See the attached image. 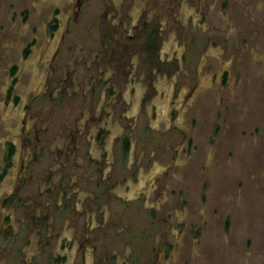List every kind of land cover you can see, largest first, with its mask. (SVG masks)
I'll return each mask as SVG.
<instances>
[{
    "label": "rangeland",
    "instance_id": "374dc122",
    "mask_svg": "<svg viewBox=\"0 0 264 264\" xmlns=\"http://www.w3.org/2000/svg\"><path fill=\"white\" fill-rule=\"evenodd\" d=\"M110 21L139 28L132 43ZM73 69L76 81L94 76L97 92L113 85L129 97L103 98L106 127L120 136L110 179L126 185L107 197L112 221L86 246L83 214H70L61 235L76 244L55 264H264V0H0V159L9 140L33 141L51 107L58 120L49 96ZM158 94L170 95L159 111ZM13 186L3 180L0 199ZM78 186L93 207L95 182L78 176ZM1 241L0 264L43 262L36 237Z\"/></svg>",
    "mask_w": 264,
    "mask_h": 264
},
{
    "label": "flooded vegetation",
    "instance_id": "af4514ba",
    "mask_svg": "<svg viewBox=\"0 0 264 264\" xmlns=\"http://www.w3.org/2000/svg\"><path fill=\"white\" fill-rule=\"evenodd\" d=\"M155 13L157 14V12ZM149 21L150 17L144 23L147 24ZM121 22L110 21L111 25L117 28L115 31L120 28L121 32H124L123 40L133 41L136 38L133 30H139V28H136L134 24L126 26V22ZM117 38L118 35L114 34L112 39L116 40ZM121 39L122 37H120ZM44 53L45 51H41L39 48L28 61V69L31 72L30 84L37 83V81L35 82L36 71H38L37 61ZM72 58H74L73 55ZM75 75L74 69L65 71L58 85L50 93L48 101L52 103L51 106L59 104L63 109V112L60 111L61 113L57 115L58 120L53 118L55 112L53 111L54 107H51L48 115L40 121V126L38 128L33 126V141L28 138L23 141H17L16 138L9 140L6 143V151L0 159V186L6 178L12 180L14 184L13 191L6 193L0 199L1 242L15 244L13 240L17 239L20 245L16 244L21 246L30 242L34 237L38 241H43L40 249V252L44 254L43 262H38L34 258L30 261H19L14 257L16 264H55L61 260L63 253L58 250L60 251L61 248L68 247L72 243L76 244L74 239L61 235V230L66 225L71 226L70 228L73 230L70 214H83V238L77 243L82 247L89 244L91 230L97 226L102 227L105 222L110 221L109 223H111L112 221L110 216L104 215L103 209L108 206L107 197L120 192L119 189L126 185L113 186L110 179V166L113 161V158L109 159L110 153H112L110 141L115 137L118 141L120 136H113L114 132L106 127L110 119L105 117L108 112L103 108V98L108 90L112 94V104L122 103L129 97L124 96L125 91L122 92L119 88H114L113 85H110L111 87L107 90L105 88L104 93L97 92L94 76L76 81ZM201 75L198 76L197 83L202 81L201 78L204 76ZM126 90L128 92V89ZM185 94L187 93L184 91L179 94V100L176 101L179 105L182 101L181 96L184 97ZM168 95L166 97V94L163 96L158 94L156 100H152V102L158 103L157 111L161 107L159 102L163 101L164 105L162 104V106L165 107V103L169 100ZM55 99H57L56 103ZM77 99L83 109L78 113L67 111L66 107L74 104L71 102H76ZM9 114L11 115V113ZM34 119L37 121V116ZM25 124L24 121L22 126ZM102 135H105L103 139H101ZM129 137V134L123 135L120 142L121 152L128 151L130 148ZM104 142L105 144H102ZM106 165L109 166L108 169ZM153 167L154 165L151 168ZM91 168L93 173L90 171ZM77 169H81L80 175L77 173ZM149 174H153V171H150ZM78 176L95 182L96 194L87 196L93 201V207L90 205L91 201H88L86 209L82 205L86 191L80 193L76 190L80 188ZM41 184L46 186L41 188ZM76 208H80V210L76 211ZM96 217L99 222L97 221L98 223L92 226V221ZM15 247L14 253H18V246ZM7 248L6 251L10 250L9 247ZM66 256L64 255L63 259Z\"/></svg>",
    "mask_w": 264,
    "mask_h": 264
},
{
    "label": "bare ground",
    "instance_id": "6f19581e",
    "mask_svg": "<svg viewBox=\"0 0 264 264\" xmlns=\"http://www.w3.org/2000/svg\"><path fill=\"white\" fill-rule=\"evenodd\" d=\"M49 47H50V46H49ZM49 49H50V48H49ZM201 82H202V81H199V83H201ZM170 88H171V87H170ZM169 90H170V89H169ZM168 97H169V95H168ZM3 99H4V98H3ZM157 99H158V98H157ZM168 102H169V101H168ZM163 105H164V103H163ZM163 112H164V111H162V114H163ZM5 114H6V113H5ZM5 114H4V115H5ZM160 114H161V113H160ZM158 115H159V114H158ZM3 118H4V117H3ZM157 119H158V118H157Z\"/></svg>",
    "mask_w": 264,
    "mask_h": 264
}]
</instances>
